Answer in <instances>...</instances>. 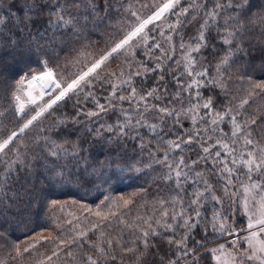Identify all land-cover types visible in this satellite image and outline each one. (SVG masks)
Returning a JSON list of instances; mask_svg holds the SVG:
<instances>
[{"label": "snow or ice", "instance_id": "snow-or-ice-1", "mask_svg": "<svg viewBox=\"0 0 264 264\" xmlns=\"http://www.w3.org/2000/svg\"><path fill=\"white\" fill-rule=\"evenodd\" d=\"M49 4L54 6V11L48 9ZM23 8L22 16L10 11L6 17L0 11V39H6L13 47L24 42L30 50L33 46L36 50L43 49L45 45L41 41L52 43L58 32L68 30L75 37L86 39L88 24L95 26L104 20L98 15L94 0H42L39 6L26 3ZM248 8L249 0H165L151 15L142 18L129 4L124 11L135 17L136 23L130 29H121L122 38L98 58L94 57L74 78L58 79L46 59L38 62L42 71L30 70L20 76L12 99L21 119L26 113L19 93L29 97L32 104L45 95L49 99L18 130L6 138L0 137V167L4 168L0 172V202L16 166L30 168L40 158L39 154L30 156V146L18 140V136L33 127L45 112L73 98L74 114L56 118L53 125L61 139H52L50 130L42 128L32 147L43 144L41 151L47 157L57 162L71 160L73 166H80L87 164L88 158L83 153L88 148L79 138L70 140L71 133L82 132L95 143L137 141L141 154L147 150L150 161L144 168L159 166L163 171L161 178L172 186V194L153 202L151 215L138 216L125 225L136 233L134 240L123 242L102 232L97 242H89L88 230L82 229L71 237L60 238L57 249L46 260L52 261L63 251L66 261L71 260L73 264H112L117 260L114 249L118 247L123 254L139 253L137 260L140 261L149 249L156 247L153 240L159 238L165 239L168 249L174 250L168 253L170 259L161 257L163 264H202V258L209 254L214 264H264V123L244 114L247 99L235 107L217 103V91L227 96L230 69L244 52L248 23L256 24L254 20L242 19ZM45 9H48L45 30L34 35L31 13L44 15ZM81 11L85 14L80 15ZM166 14L174 20L168 22ZM201 16L203 22L197 35L185 42L180 29ZM8 23L14 31L5 33L2 29ZM150 24L154 26L151 31H158L162 40L146 31ZM260 30L264 34V27ZM213 31L215 35L210 41ZM175 38L180 40L178 45L174 43ZM217 44L223 54L214 65L204 63L206 57L202 53L211 49L210 54L216 56ZM138 52L142 59L137 58ZM121 55L124 68L102 75L99 70L106 67V62ZM150 79L155 84L145 89L142 85ZM248 83L264 90V81L249 80ZM36 88L39 92L33 95ZM109 115L115 116L113 122L106 119ZM3 118L4 113L0 112V120ZM253 128L258 130L259 138L253 135ZM14 142L16 146L10 148ZM9 151L13 153L11 159ZM185 153H192L195 159L186 158ZM98 163L101 167H110L103 161ZM66 166H61V170L49 167L56 176H63L62 168ZM96 171L93 167V172ZM254 176L257 178L253 179ZM110 179H105V183ZM109 199L105 197L97 205L95 216L101 222L107 219V214L99 209ZM120 200L123 207L131 203L124 197ZM59 203L53 200L50 206ZM83 207L91 213L88 206ZM238 212L247 216L244 229L236 227ZM97 227L93 224L91 230ZM242 232L245 234L241 235ZM40 238L48 239L42 235ZM221 239L225 242L208 247ZM85 243L95 254L84 251ZM242 244L246 246L241 247ZM19 251L17 247L18 254Z\"/></svg>", "mask_w": 264, "mask_h": 264}, {"label": "trees", "instance_id": "trees-1", "mask_svg": "<svg viewBox=\"0 0 264 264\" xmlns=\"http://www.w3.org/2000/svg\"><path fill=\"white\" fill-rule=\"evenodd\" d=\"M155 1L94 0L98 15L104 17V20L95 26L92 23L88 24V30L85 31L86 39L75 37L71 30L58 32L54 42L41 41V44L45 46L40 50H36L34 46L30 50L24 42H19L18 46L13 47L6 39H0V112L4 113V118L0 120V137L6 138L12 131L18 130L37 110V106L28 107L22 119L15 111L12 94L15 91V83L21 75L30 70L42 71L38 62L46 59L48 65L56 71L59 79L74 78L75 74L89 65L94 57L98 58L122 38L121 29H130L135 17L124 11L129 3L134 6H150ZM26 3L39 6L42 0H0V11L6 17L10 11L22 16L24 14L23 5ZM48 9L55 10L51 4L48 5ZM48 9H45L44 15L31 13L34 21L32 28L34 35L45 30ZM73 14H76L75 10ZM84 14L83 11L80 12V15ZM166 16L169 22L174 20V17L169 14ZM242 19L254 20L256 24L248 23L247 39L243 44L244 52L240 54L230 69L232 76L227 96L217 91V103L230 104L235 107L242 100L247 99L248 103L242 110L244 114L249 118L255 117L258 123H264L261 119L264 117V90L253 88L248 83L249 80L264 81V34L260 30L264 27V0H249L247 14ZM202 22L203 17L201 16L196 21L186 23L180 29V35L183 38L188 34L191 38L195 37ZM153 27L151 24L148 26L152 29ZM2 31L5 33L14 31L12 24L8 23ZM157 32L151 33L155 35ZM49 35H51L50 32ZM214 35L213 31L209 36L210 41ZM179 41V38L174 39L177 45ZM215 47L219 50L216 56L210 54L211 49L202 53L206 57L204 63L214 65L218 56L223 54V49L218 44ZM179 53L177 48V59L180 56ZM156 55L159 56L160 53L156 52ZM137 56L140 59L143 58L139 52ZM121 68H124L123 55L110 59L106 62V67L99 71L103 75L106 72H119ZM154 84L155 80L150 79L142 86L147 89ZM97 94L102 93L97 89ZM207 94L206 92L205 95ZM74 100L75 98L54 106L53 109L45 112L39 121L34 122L33 127L25 130L22 136H18V140L30 146V156L39 154L40 158L34 160L30 168H21L17 165L15 174L4 190L5 197L0 202V264H42V262L43 264H73L71 260L66 261V253L63 251L58 257H53L52 261L46 260V257L52 256L60 238L71 237L76 231L82 229L88 230L89 242H97L102 232L111 238L122 239L123 242L134 240L136 233L125 225L135 221L138 216L151 215L153 202L157 198L172 194V186L166 184L161 178L163 171L159 166H154L152 169L144 168V165L150 161L147 150L141 154L137 141L126 140L118 144L95 143L90 136L82 132L71 133L68 136L70 140L79 138L80 142L88 148V151L83 153L88 158L87 164L80 166H73L71 160L57 162L47 157L46 153L41 151L43 144L32 147L33 142L41 134L42 128L50 130L52 139H61L56 134L53 125L56 118L74 114ZM106 119L108 122H113L115 116L109 115ZM187 126L185 124V127ZM225 131L228 129L226 128ZM253 135L259 138L256 128H253ZM17 142H14L10 148L15 147ZM185 156L195 159L192 153H185ZM12 157L13 153L9 151L8 158ZM98 161H103L110 167H101ZM65 164L67 166L62 168L63 176H56L49 167L61 170V166ZM93 167L97 169L96 172H93ZM136 168L144 170L137 172ZM3 170L4 168L0 167V172ZM108 177L111 179L105 183ZM256 178L253 177V179ZM244 180L246 181L247 178L245 177ZM141 189L145 191L141 193ZM105 197H110V199L101 205L99 210L107 214V219L101 222V218L96 217L95 212L97 205H100ZM121 197L130 200L131 203L123 207ZM53 200L60 203L54 207L50 206ZM83 206H88L91 213L85 212ZM225 209L227 210V203ZM235 220L238 229L246 228L247 219L242 212L236 214ZM93 224L98 225L95 231L91 230ZM244 234L241 233V235ZM41 235L48 239H41ZM224 242L222 239L216 240L208 247H215ZM153 243L156 247L149 249L140 261L137 260L139 253L123 254L118 247L115 248L117 260L112 264H163L161 257L164 260L171 258L168 253L174 250L168 249L165 239L156 238ZM17 247L20 250L19 254ZM25 248L28 249L27 252L24 251ZM70 250L76 251L75 248ZM84 251L95 254L94 249L90 248L87 243L84 244ZM143 251L141 247L140 252ZM198 251H203V249H198ZM202 264H214L210 254L207 258H202Z\"/></svg>", "mask_w": 264, "mask_h": 264}, {"label": "rangeland", "instance_id": "rangeland-1", "mask_svg": "<svg viewBox=\"0 0 264 264\" xmlns=\"http://www.w3.org/2000/svg\"><path fill=\"white\" fill-rule=\"evenodd\" d=\"M165 2V0H156L154 3H152L150 6H148V5H143V7H141L142 5H136V6H134L133 4H131V3H129V4H131L132 6H133V10H135V11H137V13L142 17V18H146L147 16H149V15H151L152 14V12H154L155 10H156V7H158L159 5H161V4H163ZM128 4V5H129ZM128 5H127V7H128ZM153 7V8H152ZM152 8V10H150L149 11V9H151ZM167 17V16H166ZM167 20H168V22H169V19H168V17H167ZM136 23V18H135V21L133 22V24H135ZM149 26V25H148ZM152 30V28H148L147 27V29H146V31H149V33H150V35H153L151 32H153V31H151ZM153 36H156V38L157 39H161L162 40V38L160 37V35H159V32H157L155 35H153ZM190 38H191V36H189V34L188 35H186V37L185 38H183V40L185 41V42H188V41H190ZM179 43H180V41H179ZM165 47H167V45H164ZM138 54V53H137ZM180 54V53H179ZM137 58L138 59H140L138 56H137ZM179 59V58H178ZM49 66V65H48ZM49 67H51V66H49ZM127 69L125 68V71H126ZM58 78V77H57ZM59 79V78H58ZM39 92V89L38 88H36L35 89V91H33V95H36L37 93ZM20 95H21V99H22V101H23V103H24V105H25V107H24V112H25V110L28 108V107H31V106H37V110L36 111H39V106H43L47 101H48V99H49V96H47V95H45V96H43L41 99H38L37 101H36V103L35 104H32L31 102H30V99H29V97H27L24 93H19ZM35 113L36 112H34V114H32V115H35ZM243 214V213H242ZM244 215V214H243ZM245 217H246V219H247V216L246 215H244ZM246 245H241V247H245ZM228 247H231V245H228Z\"/></svg>", "mask_w": 264, "mask_h": 264}]
</instances>
